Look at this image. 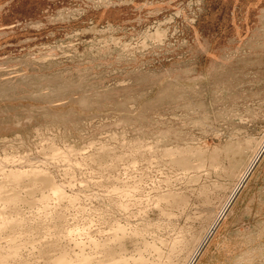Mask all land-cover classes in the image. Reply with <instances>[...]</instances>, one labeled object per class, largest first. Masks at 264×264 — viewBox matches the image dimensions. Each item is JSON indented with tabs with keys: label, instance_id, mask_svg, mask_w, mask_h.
I'll list each match as a JSON object with an SVG mask.
<instances>
[{
	"label": "rangeland",
	"instance_id": "obj_1",
	"mask_svg": "<svg viewBox=\"0 0 264 264\" xmlns=\"http://www.w3.org/2000/svg\"><path fill=\"white\" fill-rule=\"evenodd\" d=\"M0 163V264H264V0H0Z\"/></svg>",
	"mask_w": 264,
	"mask_h": 264
},
{
	"label": "bare ground",
	"instance_id": "obj_2",
	"mask_svg": "<svg viewBox=\"0 0 264 264\" xmlns=\"http://www.w3.org/2000/svg\"><path fill=\"white\" fill-rule=\"evenodd\" d=\"M58 156H59V154H58ZM60 157V156H59ZM58 157V158H59ZM1 164V163H0ZM249 167V165L247 166V167H245L246 169H245V171L243 172V174H245L246 172H247V170L249 169L248 168ZM22 172H13V173H11L10 174V177H12V178H16V179H19L21 176H22V174H21ZM9 175V174H8ZM7 175V176H8ZM32 175L34 176V175H36V173H35V171L34 172H32ZM38 175V174H37ZM30 176H31V174H30ZM32 176V177H33ZM35 177V176H34ZM50 190H51V193L54 195H56V194H61L62 193V189H61V186H59V185H55V184H53V186L50 188ZM49 195H47L46 197H48ZM121 206H123V204L121 203L120 204ZM119 227H121V229L120 230H122V229H124L122 226H120L119 225ZM135 232V231H134ZM133 233V232H132ZM119 237H120V235H118L117 233H114V234H111L103 243H99V242H97L96 240H92V242H93V244L94 245H96V246H99L100 248H103L106 244H109L110 243V241H114V240H119ZM77 244V243H76ZM153 247V246H152ZM154 248V247H153ZM199 248V247H198ZM100 252H103V253H105L106 251L104 250H101ZM107 253V252H106ZM64 256V255H63ZM57 262H56V264H76V262H73V261H69V260H67V258H63V257H58L57 259ZM110 260H111V258H110ZM122 260H123V262H126L127 261V259L126 258H122ZM139 260H142V258L140 257L139 258ZM173 260L171 259V257L169 256V257H167V260H166V262L164 263V264H175V263H173L172 262ZM77 262H79V261H77ZM84 262H89L88 261V258H86L85 257V261ZM100 262H103L102 260H100V261H98V262H91V263H88V264H99ZM115 262H118V261H116L115 260ZM86 263V264H87Z\"/></svg>",
	"mask_w": 264,
	"mask_h": 264
}]
</instances>
